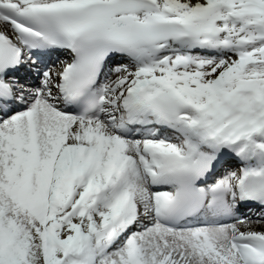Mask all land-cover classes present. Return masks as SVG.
Returning <instances> with one entry per match:
<instances>
[{"label": "snow or ice", "instance_id": "snow-or-ice-1", "mask_svg": "<svg viewBox=\"0 0 264 264\" xmlns=\"http://www.w3.org/2000/svg\"><path fill=\"white\" fill-rule=\"evenodd\" d=\"M253 216L264 0H0V264H264Z\"/></svg>", "mask_w": 264, "mask_h": 264}, {"label": "bare ground", "instance_id": "bare-ground-1", "mask_svg": "<svg viewBox=\"0 0 264 264\" xmlns=\"http://www.w3.org/2000/svg\"><path fill=\"white\" fill-rule=\"evenodd\" d=\"M57 55V54H56ZM62 56H65L64 54H59V57H62ZM22 73L24 75V71L22 70ZM23 75H20V76H23ZM234 166V165H233ZM255 212V211H254ZM253 228L256 229V230H260L261 228H264V222H261L257 219L256 216H253Z\"/></svg>", "mask_w": 264, "mask_h": 264}]
</instances>
